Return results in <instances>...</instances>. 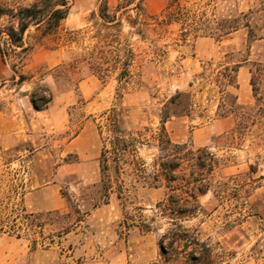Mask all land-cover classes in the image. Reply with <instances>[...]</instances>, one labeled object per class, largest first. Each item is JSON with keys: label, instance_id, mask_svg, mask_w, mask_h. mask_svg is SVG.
I'll return each instance as SVG.
<instances>
[{"label": "rangeland", "instance_id": "1", "mask_svg": "<svg viewBox=\"0 0 264 264\" xmlns=\"http://www.w3.org/2000/svg\"><path fill=\"white\" fill-rule=\"evenodd\" d=\"M33 1L0 0V5L26 6ZM105 1L112 11L117 0L69 1L67 16L49 34L30 25L23 34L27 51L5 45V35H0L8 54L7 72L0 76V98L24 109L39 85L47 86L53 94L51 114L44 115L36 131L39 147L29 141L20 150L0 151L1 202H8L9 196L10 201H18L12 190V174H17L21 179L17 182L29 189L56 183V189L46 194V206L56 200L62 203L59 209H40V200L25 196L22 204L26 210L42 214L41 232L27 234L23 230L21 237L1 233L0 264H147L158 260L157 238L166 222L158 220V231L153 232H142L134 225L154 214L155 204L169 189L162 183L152 187L132 182L121 199L112 193L107 203L94 206L99 200L102 145L97 124H103L104 112L114 106L126 130L155 129L160 109L177 92L187 94L177 99L179 113L165 122L171 140L193 148L208 146L220 161L210 176L211 191L199 197L203 214L185 224L197 225L201 238L218 243L227 254L223 264H264V115L255 117L258 103H254L249 85L252 63H264L261 41L250 48L245 27L221 42L191 35L183 42L175 23L155 25L147 19L145 24L140 17L135 27L124 18L118 24L105 25L97 16ZM167 1L144 0V10L158 14ZM180 1H186L192 14L204 12L206 20L240 16L241 22L249 21L253 36H264V0ZM126 16L133 19L135 12L128 11ZM3 23L5 17L0 18V26ZM140 29L142 35L136 33ZM116 57L130 60L129 74L120 82L117 75L121 68L105 69L106 61L110 64ZM225 61L241 63L239 78L244 77L249 92L246 103L238 102L244 107L238 113L254 118L234 142L228 133L236 117L224 116V111L238 91L228 87L224 94L227 104L221 105L213 81L215 69ZM18 74L26 77L19 88L14 83ZM260 87L264 92L263 83ZM61 93L70 95V104ZM5 99L2 102L6 103ZM31 116L29 110V121ZM82 127L94 133L95 143L79 158L67 142ZM24 147L33 150L29 158ZM156 154L155 147L138 151L147 165ZM249 165L254 166V172ZM230 175L236 178L228 179ZM170 184L173 192L184 187L180 180ZM49 211L56 212L47 214ZM33 238L38 241L35 247Z\"/></svg>", "mask_w": 264, "mask_h": 264}, {"label": "trees", "instance_id": "2", "mask_svg": "<svg viewBox=\"0 0 264 264\" xmlns=\"http://www.w3.org/2000/svg\"><path fill=\"white\" fill-rule=\"evenodd\" d=\"M69 1L71 0H34L26 6L9 7L0 5V18H6V23L0 26V35H5L3 43L9 47H24L23 34L32 24L43 34L52 33L60 25V22L69 12ZM186 2V1H185ZM185 2L170 0L160 13L149 15L144 10V0H117L112 11L108 10L107 2L100 5L97 16L105 25L118 24L124 18L131 27H135L140 17L144 23L151 20L155 25L177 24L180 29V40L185 42L191 35L193 38L211 37L216 40L239 29L247 28L248 41L258 38L251 34L249 21L244 22L240 16H228L217 20H206L204 12L192 14ZM128 11H134L135 17L130 19L126 16ZM244 16V14L242 15ZM142 35L141 29L136 31ZM0 55L7 62V50L0 43ZM109 62V61H108ZM106 61V71L120 69L117 81L120 82L129 74L130 60L116 59L112 63ZM121 65V66H120ZM241 63L221 62L215 69L213 81L221 94V105L226 103L224 94L229 86H236V75ZM15 73L16 71L13 70ZM14 77L12 81H14ZM26 80L23 74H18L15 84H21ZM264 84V63L253 62L250 68L249 84L255 102L258 103L255 117L262 118L264 115V92L260 84ZM187 93L177 92L164 103L160 109L159 124L155 129L143 127L137 131L126 130L119 123L116 107L112 106L104 112V122L97 124L102 145L99 153V200L94 203H107L110 194L115 193L117 198L132 187V182L142 185L158 187L162 183L168 192L165 198L155 204L152 216L134 225L142 232L158 231V220H164L167 227L158 234L157 246L159 258L147 264H223L226 262L227 254L218 245L212 244L208 239L200 237L198 226L186 225L185 222L197 218L203 214L204 209L199 203V197L211 191L210 176L220 165L219 158L209 150L208 146L193 148L188 143H178L171 140L165 128V122L172 116L177 115L179 102L177 99L186 96ZM52 92L45 85H39L30 94V102L34 109L44 110L52 100ZM227 104V103H226ZM244 107L236 100L228 102L224 116L234 114L235 123L229 134L230 142L241 137L249 128L254 118L239 114V109ZM106 132L107 136L103 137ZM143 147H155L157 154L146 164L138 155ZM27 149V148H26ZM17 150V149H15ZM28 156L32 148H28ZM189 169L188 173L185 170ZM250 172H254V166L249 165ZM112 171V172H111ZM123 176L129 177L125 182ZM236 176H228L234 179ZM17 174H12L13 192L17 196L16 202L9 201L3 204L0 199V234L9 233L21 237L20 232L27 234H38L41 232L42 224L39 221L41 213L28 212L22 204L23 196L27 191ZM184 182V187L178 192L170 188L171 182ZM129 186V187H128ZM224 192V191H223ZM215 195V194H214ZM56 212V211H55ZM49 211L47 214L55 213ZM155 224V225H153ZM157 225V226H156ZM36 227L38 230H36ZM40 228V229H39ZM33 238V247L37 244Z\"/></svg>", "mask_w": 264, "mask_h": 264}, {"label": "crops", "instance_id": "3", "mask_svg": "<svg viewBox=\"0 0 264 264\" xmlns=\"http://www.w3.org/2000/svg\"><path fill=\"white\" fill-rule=\"evenodd\" d=\"M170 0L166 2L164 7L168 4ZM163 7V8H164ZM242 28H239L225 36H223L218 41H225L229 39L233 34L240 31ZM206 38V37H203ZM211 38V37H210ZM248 42V36L247 40ZM261 47H264V36L260 38H255L252 40H249L250 48H252L256 42H260ZM264 49V48H263ZM0 76L3 77L7 72V62L4 61L0 55ZM241 65L238 68L237 75H236V86H229L232 88H235L238 93L235 95L236 102L240 103H246L248 99V92L249 88L247 85H245L244 77L239 78V71L241 69ZM42 81V80H40ZM4 83V81H3ZM24 83V81L21 84H15L18 88L21 87V85ZM250 85V84H249ZM3 87V84H0V89ZM251 87V86H250ZM251 90V89H250ZM252 91V90H251ZM66 93H61L60 96L62 99H68V104L71 103V97L69 94L65 95ZM23 97H27L25 94ZM5 98H0V151L5 152L8 150H20L23 148L24 144L27 142H31L32 146L39 147L38 146V137L36 135V131L40 129L43 123V117L44 115H50L51 114V102H53V97L48 106L44 110H36L33 108L30 99L26 102V108L17 107L14 101H9L7 99L6 103L2 102ZM238 103L239 105H241ZM30 104V105H29ZM23 104L21 103V106ZM29 110H31V120L29 121ZM31 129V130H30ZM95 143V135L93 132H91L89 129H86L85 127H82L77 134H75L73 137H71L68 142L67 146L70 147L76 154H78L79 158H82L86 152L87 147L91 144ZM26 150V147H24ZM79 164V163H77ZM56 183L47 184L46 186L42 187H34L27 189L25 192L23 198L25 196H32V198H37L40 200V209L45 208H51V209H59L62 206L61 201H57L54 205L46 206V203L48 204V199L46 197V194L48 191H54L56 189Z\"/></svg>", "mask_w": 264, "mask_h": 264}]
</instances>
